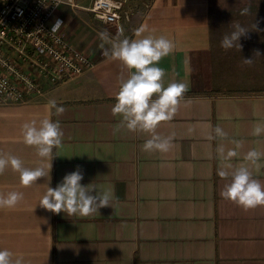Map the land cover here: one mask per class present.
<instances>
[{
	"label": "crops",
	"instance_id": "1",
	"mask_svg": "<svg viewBox=\"0 0 264 264\" xmlns=\"http://www.w3.org/2000/svg\"><path fill=\"white\" fill-rule=\"evenodd\" d=\"M92 1L63 0L56 16L93 66L45 84L25 103L0 104V154L26 168L50 165L24 142L22 129L32 120H58L64 135L53 150L49 186L79 168L83 184L112 190V206L89 216L54 214L39 205L47 179L24 186L9 166L0 174V196L15 191L23 199L0 208V249L23 256L24 264H264V205L246 209L221 195L231 178L219 175L225 162L217 153L219 146L234 149L232 167L248 165L264 184V158L259 168L244 159L253 149L264 153V133L253 134L264 127V0H129L134 10L123 35L94 18ZM234 24L248 33L241 49L225 50L221 41ZM148 35L174 43L158 65L164 85L188 84L173 119L155 129L173 137L168 152L145 151L152 133L130 131L112 113L129 70L104 52L117 39ZM50 99L63 113L49 110ZM216 126L226 138L214 137Z\"/></svg>",
	"mask_w": 264,
	"mask_h": 264
},
{
	"label": "clouds",
	"instance_id": "2",
	"mask_svg": "<svg viewBox=\"0 0 264 264\" xmlns=\"http://www.w3.org/2000/svg\"><path fill=\"white\" fill-rule=\"evenodd\" d=\"M62 24V21L57 20L52 30L55 31ZM232 28L233 30L221 41V47L225 50L241 49V37H245L249 30L240 24H234ZM145 30L141 28L140 32ZM173 50L174 43L171 40L164 36L148 35L140 39H130L126 36L117 39L112 43L111 48L104 52L105 56L121 61L129 70L127 77H121L112 113L120 117V126L130 131L152 133L151 138L143 145V149L148 152H168L171 148L173 137H162L155 133V129L161 122L173 119L188 89V84L185 82L177 81L164 85L165 72L158 65L160 60L171 54ZM256 53L261 54L259 51ZM244 63L251 64L252 58H244ZM47 106L56 114L64 111L63 106L58 105L55 99H50ZM22 130L24 142L29 146H35L38 156L44 160L50 159L51 163L48 166L26 168L20 158L10 154H0V174L10 166L20 173V180L24 186H29L42 177L47 179L48 187L39 205L54 214L67 212L89 216L100 208L111 205L112 190L97 188L92 183L83 184L84 173L79 168L65 174L55 187L49 186L52 179V160L55 157L53 150L61 145L64 135L58 120L53 121L50 118L32 120L26 122ZM118 130L119 127L114 131ZM213 131L214 137L222 139L227 137V133L219 126ZM261 133H264V127L256 126L253 134ZM217 153L225 162L224 169L219 171V175L222 178H231L221 195L246 209L264 205V184L254 178L251 168L248 165L233 168L229 163L238 153L234 149L225 152L223 146L217 148ZM262 158L264 153L255 149L247 152L244 157L256 168H259V161ZM22 199L23 193L9 192L0 196V208H13ZM0 264H24V257L15 256L8 249H0Z\"/></svg>",
	"mask_w": 264,
	"mask_h": 264
},
{
	"label": "built area",
	"instance_id": "3",
	"mask_svg": "<svg viewBox=\"0 0 264 264\" xmlns=\"http://www.w3.org/2000/svg\"><path fill=\"white\" fill-rule=\"evenodd\" d=\"M69 1V0H68ZM63 0H0V104H22L45 84L79 76L93 66L85 52L52 30ZM134 8L129 0H93L95 19L122 33Z\"/></svg>",
	"mask_w": 264,
	"mask_h": 264
}]
</instances>
